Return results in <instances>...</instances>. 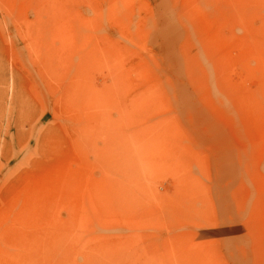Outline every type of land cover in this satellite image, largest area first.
<instances>
[{"label":"rangeland","instance_id":"obj_1","mask_svg":"<svg viewBox=\"0 0 264 264\" xmlns=\"http://www.w3.org/2000/svg\"><path fill=\"white\" fill-rule=\"evenodd\" d=\"M0 221L23 264H264V0H0Z\"/></svg>","mask_w":264,"mask_h":264},{"label":"bare ground","instance_id":"obj_2","mask_svg":"<svg viewBox=\"0 0 264 264\" xmlns=\"http://www.w3.org/2000/svg\"><path fill=\"white\" fill-rule=\"evenodd\" d=\"M71 37V36H70ZM42 49V48H41ZM14 64V63H13ZM15 89V88H14ZM42 150V149H41ZM26 195V194H25ZM24 199V198H23ZM19 200V199H18ZM26 201V200H25ZM26 204V203H25ZM14 207V206H13ZM15 208H16V206H15ZM15 208H13V210L15 209ZM22 208V207H21ZM23 209V208H22ZM9 210V209H8ZM15 210H17V208L15 209ZM24 211H25V209H23ZM22 210V212L24 213V211ZM21 211V210H20ZM12 212V211H11ZM13 212H15V211H13ZM20 213V212H19ZM22 213V214H23ZM12 214V213H11ZM14 214V213H13ZM26 214V213H25ZM7 215V214H6ZM15 216L16 215H18V214H14ZM19 215H21V214H19ZM18 215V216H19ZM21 216H26V215H21ZM15 218V217H14ZM19 219L21 218V217H18ZM21 219H23V217L21 218ZM26 219V218H25ZM3 220V219H2ZM1 220V221H2ZM15 220V219H14ZM17 221H19L18 219H16ZM0 221V222H1ZM4 221V220H3ZM7 221L8 220H6L5 222L7 223ZM13 221V220H12ZM25 221V220H24ZM21 222V221H20ZM26 222V221H25ZM8 223H9V221H8ZM8 223H7V225H8ZM17 223V222H16ZM22 224H23V222H21ZM20 223V224H21ZM2 224H3V222H2ZM21 224V225H22ZM12 225H14V223L12 222ZM17 225H18V223H17ZM20 225V226H21ZM26 225V224H25ZM5 226V225H4ZM4 226H3V228H4ZM11 226V225H10ZM2 227V226H1ZM5 227H7V226H5ZM14 228H15V226H13ZM18 227V226H17ZM23 227V226H22ZM21 227V228H22ZM8 228V227H7ZM23 229H25V228H23ZM8 231V230H7ZM17 231V230H16ZM1 232V231H0ZM20 232V231H19ZM7 233V232H6ZM15 235V234H14ZM0 236H1V234H0ZM24 237H25V235H23ZM20 237V236H19ZM1 238V237H0ZM4 238V237H3ZM13 240H15V239H13ZM11 242H12V240H11ZM4 243V242H3ZM15 243V242H14ZM5 244V243H4ZM3 244V245H4ZM0 245H2L1 243H0ZM7 245V244H6ZM6 245H5V247L4 246H2V247H0L1 249H3L4 251H5V255H6V253L9 255L8 257L10 258V262L12 263V264H23L24 262L22 261V260H25L26 258H27V239L25 240V238H24V240H23V243H21L20 245H19V249H17L16 247V249L14 250V252H12L11 250H9L8 248H6ZM12 245V244H11ZM14 245H16V244H14ZM13 245V246H14ZM8 246V245H7ZM10 246V245H9ZM24 251H26L25 253H23ZM21 253H23V254H21ZM7 256V255H6ZM8 258V259H9ZM5 259H6V257H5ZM5 259H4V261H5ZM3 261V260H2ZM7 261V260H6ZM20 262V263H19ZM2 263V262H1ZM26 263V262H25Z\"/></svg>","mask_w":264,"mask_h":264}]
</instances>
